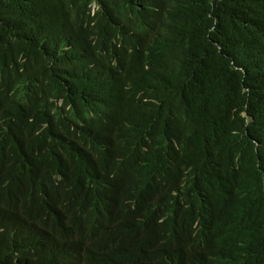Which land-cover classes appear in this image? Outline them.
<instances>
[{"label": "trees", "instance_id": "obj_1", "mask_svg": "<svg viewBox=\"0 0 264 264\" xmlns=\"http://www.w3.org/2000/svg\"><path fill=\"white\" fill-rule=\"evenodd\" d=\"M0 264H264V0H0Z\"/></svg>", "mask_w": 264, "mask_h": 264}]
</instances>
